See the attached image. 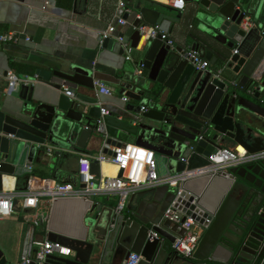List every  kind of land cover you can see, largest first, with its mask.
Masks as SVG:
<instances>
[{
	"label": "water",
	"instance_id": "95a60500",
	"mask_svg": "<svg viewBox=\"0 0 264 264\" xmlns=\"http://www.w3.org/2000/svg\"><path fill=\"white\" fill-rule=\"evenodd\" d=\"M183 2L188 18L196 23L189 34L191 49L209 61L210 69L197 71L180 49L160 39L148 41L141 75L126 64L117 76L120 94L137 104H125L107 115H101L95 99L78 92L80 86L94 90L90 70L37 69L36 76L57 91L61 84L53 79L70 84L76 98L49 93L34 99L33 85L20 84L11 91L18 100L13 115L0 110V190L4 180L32 174L29 167L44 157L47 144L58 149L54 156H63L62 151L83 152L90 139L118 148L120 136L131 135L136 145L154 152L158 178L209 165L207 158L227 140L250 154L264 151V0ZM85 10L86 0H75L74 13L84 15ZM122 13L120 9L113 27L119 17L128 20ZM133 13L138 18L118 34L122 44L132 48L140 41L138 26L158 25L168 34L182 23L181 11L148 0L137 2ZM122 44L106 38L101 46L122 54ZM217 59L224 66L214 71ZM103 153L114 155L106 148ZM91 173L100 176L98 163L91 164ZM218 176L212 175L204 190L197 185L185 186L180 193L167 185L138 190L121 214L109 211L101 231L91 222L85 240L71 241L72 259L49 255L30 264H122L131 253L141 257L138 264H264V162L233 167ZM172 202L183 221L189 218L201 230L191 258L172 250L174 241L185 235L179 224L164 218ZM33 241L29 226L24 258L35 255ZM0 264L21 263L0 248Z\"/></svg>",
	"mask_w": 264,
	"mask_h": 264
},
{
	"label": "crops",
	"instance_id": "0c3cea01",
	"mask_svg": "<svg viewBox=\"0 0 264 264\" xmlns=\"http://www.w3.org/2000/svg\"><path fill=\"white\" fill-rule=\"evenodd\" d=\"M121 1L131 8V12L125 14L128 16V20L124 26L116 25L114 36L126 32L130 24L138 18L133 13V7L140 0ZM148 1L171 8L168 4L176 0ZM118 2L119 0H86L85 14L78 15L74 13L75 0H0V34L13 32L16 37L14 43H0V110L13 115V106L18 102L10 96L13 90H6L5 76L7 72H13L18 76H29L32 79L29 85L34 87L33 98L41 99L42 95L49 93L55 96L64 94L61 89L57 91L42 82L36 76V70L69 72L72 67L92 72L94 90L80 86L78 92L83 96L95 99L102 109L113 112L125 104H137L129 99L126 103L122 101L124 95L120 94L121 82L117 76L125 72L126 64L134 67L135 71L144 62L142 53L148 41H139L132 53V62H127L123 53H115L112 49L109 50L101 46L102 33L110 24L112 25L120 10ZM156 9L160 8L156 7ZM181 12V25L168 34L175 41V48L182 52L191 48L193 44L189 34L195 32L196 23L188 18L189 11L185 3ZM121 48L123 52V46ZM53 81L61 84V87H71L64 81L58 79H53ZM95 82H100L108 87L111 90V95L99 94ZM74 98L76 96L71 99ZM118 142L136 144V138L122 134ZM222 146L234 149L241 145L227 140ZM45 148H50L52 155L47 156L44 153V157L36 156L39 161L31 165L32 175L55 178L62 183L71 185L75 192L52 202L41 200L36 209H31V214L20 210L22 202L20 199H16V212L10 217L0 218V248L17 263H21L24 258L27 227L33 228L34 250H36L34 242L52 241V236L57 238L55 241L72 249L71 241L85 240L91 232L90 225L92 223L96 222L93 224L94 229L98 230L99 228L101 231L100 228L106 224L109 211L114 210L117 203L116 196L81 194L77 176V158L80 155L95 156L103 152L105 148L112 151V146H106L99 140L92 141L90 139L83 152L62 151L63 156H54L58 149L49 144L45 145ZM116 172L117 168L113 165H99L100 176L112 177ZM227 172L228 170L220 171L217 173L218 177L225 176ZM25 178L26 176L4 180L0 191L15 193L23 191L26 185ZM210 179L211 176H206L193 180L185 186L191 189L197 185L200 190H204L208 187ZM218 181L220 180L218 179ZM132 206L136 207L137 204L133 202ZM195 231L201 235L199 228L195 227ZM74 256L75 253L72 250V255L64 258L72 259Z\"/></svg>",
	"mask_w": 264,
	"mask_h": 264
},
{
	"label": "built area",
	"instance_id": "2783aa9c",
	"mask_svg": "<svg viewBox=\"0 0 264 264\" xmlns=\"http://www.w3.org/2000/svg\"><path fill=\"white\" fill-rule=\"evenodd\" d=\"M168 5L172 9L179 11H182L184 8L183 0H176ZM118 7L123 10V14H129L131 12V8L127 7L121 0L118 2ZM125 23L126 21L122 17H119L116 25L124 26ZM135 30L139 33L140 40L143 42L160 39L171 49L176 47V43L172 37L161 31L158 25H140L135 28ZM114 31L115 27L110 24L102 33V39L112 38L116 42L122 44V38L114 36ZM14 42H16V37L13 32L0 34V43ZM122 46L124 59L127 62H132L134 48L130 45ZM232 53L235 54L236 51ZM181 55L185 57L197 71H206L210 69L209 61L202 59L198 53L191 48L182 51ZM142 70L143 65L141 64L136 68L135 72L137 75H141ZM218 74L219 72L216 76H218ZM5 79L7 81V91L14 90L15 87L20 84L29 85L32 82V79L28 76H18L13 72H7ZM95 87H97L99 94L106 96L111 95V90L102 83L95 82ZM61 90L66 97H74L68 87L63 86ZM122 101L126 103L128 98L123 97ZM145 111L146 107H141L140 112L143 113ZM107 114L108 111L101 108V115ZM239 148L241 150H239ZM190 150L193 151V147L190 146ZM112 153L114 155H105L103 152L95 156L80 155L77 158V176L80 185L79 192H81V194L86 196L89 194L116 196L117 203L114 208V213L116 215L121 214L126 209L128 199L138 190L167 185L169 188L176 189L177 193H180V190L193 180L212 176L220 171L228 170L233 167L264 162V151L250 154L243 146H237L234 149H227L222 146L220 149H215L207 158L209 165L191 170L184 169L181 172L170 174L165 178H158L156 174L155 154L151 149L132 143H122L120 147L113 148ZM45 154L51 156L52 150L46 148ZM181 161L186 162L183 159H181ZM93 162L98 163V165H113L117 168V172L112 177H96L91 173V164ZM29 169H31V167H29ZM119 172H122L121 177L118 176ZM74 192V188L71 185L62 183L55 178L40 177L30 174L26 180L25 189L23 191L19 193L13 191H0V218L10 217L16 212V199H20L22 202L21 207H19L20 210H34L38 207L41 200L52 202ZM174 206L175 202L169 205L164 212V218L179 224L180 227L185 230V235L174 241L172 250L180 257L191 258L201 235L195 231L194 222L189 218L183 221L184 215ZM34 246L36 248V253L33 258H22L21 264H30L31 262L40 263L49 255H57L60 257H69L72 255V249L58 241H37L34 242ZM140 259L141 257L139 255L131 253L122 264H138Z\"/></svg>",
	"mask_w": 264,
	"mask_h": 264
},
{
	"label": "trees",
	"instance_id": "16d2710c",
	"mask_svg": "<svg viewBox=\"0 0 264 264\" xmlns=\"http://www.w3.org/2000/svg\"><path fill=\"white\" fill-rule=\"evenodd\" d=\"M223 66H224L223 60L217 59L215 64H214V66H212V69H214V71H219V70H221L223 68ZM31 72L29 73V75L31 74ZM40 177H42V176H40ZM47 178H50V177H47Z\"/></svg>",
	"mask_w": 264,
	"mask_h": 264
},
{
	"label": "bare ground",
	"instance_id": "6f19581e",
	"mask_svg": "<svg viewBox=\"0 0 264 264\" xmlns=\"http://www.w3.org/2000/svg\"><path fill=\"white\" fill-rule=\"evenodd\" d=\"M239 150H241V149L239 148Z\"/></svg>",
	"mask_w": 264,
	"mask_h": 264
}]
</instances>
